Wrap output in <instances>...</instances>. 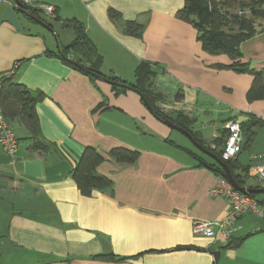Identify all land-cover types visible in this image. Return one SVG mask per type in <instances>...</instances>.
<instances>
[{"label": "crops", "instance_id": "1", "mask_svg": "<svg viewBox=\"0 0 264 264\" xmlns=\"http://www.w3.org/2000/svg\"><path fill=\"white\" fill-rule=\"evenodd\" d=\"M39 1L53 7L57 21L49 18L64 40L33 30L25 20L47 29L26 17L22 33L0 24V75L13 74L44 95L38 141L50 145L47 153L33 151L27 129L8 122L19 136L14 158L0 146V264H264L263 217H241L229 239L194 234L195 222L215 223L227 213V200L210 195L221 177L209 168L215 161L171 140L174 129L135 91L116 93L56 55L75 39L64 22L79 21L103 58L100 72L135 84L138 65H151L161 112L171 120L188 117L187 129L211 153L221 151L225 124L239 122L244 141L232 160L235 173L241 186L262 189L252 173L264 165V98L248 95L252 72L264 73V31L243 42L234 61L204 50L196 28L177 17L187 0ZM111 10L120 16L112 19ZM127 21L143 26L139 37L126 32ZM86 147L106 159L97 172L112 180V192L85 197L78 190L72 172ZM114 148L140 155L132 165L118 164L108 156ZM252 195L264 208L258 196L264 194Z\"/></svg>", "mask_w": 264, "mask_h": 264}, {"label": "trees", "instance_id": "2", "mask_svg": "<svg viewBox=\"0 0 264 264\" xmlns=\"http://www.w3.org/2000/svg\"><path fill=\"white\" fill-rule=\"evenodd\" d=\"M30 12L38 15V12L34 10ZM109 15L112 19L120 16L114 10H111ZM177 17L191 23L196 28L198 40L208 53L212 55L224 53L232 60L237 61L241 58L240 45L257 33L264 31V0H187L184 7L178 11ZM55 20L57 21V18ZM50 27L53 28V26ZM64 27L73 31L75 39L70 45L60 47L56 54L57 57L87 76L91 81L96 82L99 77L108 80L116 93L127 90L135 91L144 105L146 104L153 110V115L159 121L171 120L157 106L163 97L154 89L156 73L151 65L146 62L138 65L135 70V84H128L113 77H105L100 72L103 58L88 40L83 24L74 20L64 22ZM125 30L128 34L139 37L143 26L134 21H127ZM46 54L47 56L53 55L52 52H46ZM238 66H240L239 63L232 65L234 68ZM239 71H246V68L241 67ZM252 74L254 82L248 95L250 101L256 98H264V86L262 85L264 73L252 72ZM43 97L41 92L34 95L25 85L16 81L13 74L0 75V115L9 123L23 125L33 140L32 150L39 153H47L50 150L49 144L38 141L41 136V129L37 104ZM101 108H103L102 103L98 105L96 110ZM171 121L176 126L187 130L195 141L204 146L202 140L187 129L190 125L188 117L180 114ZM212 152L221 160V151L212 150ZM139 155L138 151L126 148H114L108 154L116 163L122 165L136 163ZM105 161L104 156L95 148L86 147L84 149L72 172V178L83 196L91 197L96 191L110 190L112 192V180L97 172V168ZM225 164L228 165L236 182L241 185L243 181L235 173L236 166L232 164V161L225 162ZM209 168L220 175L221 168L219 165L214 164ZM251 196L256 197L255 195ZM106 259L116 261L114 256Z\"/></svg>", "mask_w": 264, "mask_h": 264}, {"label": "built area", "instance_id": "3", "mask_svg": "<svg viewBox=\"0 0 264 264\" xmlns=\"http://www.w3.org/2000/svg\"><path fill=\"white\" fill-rule=\"evenodd\" d=\"M30 11L34 10L45 14L47 17L55 18L54 9L51 6L42 5L39 0H19ZM0 4L15 7L14 0H0ZM227 136L221 148L220 158L223 163L234 160L242 151L243 133L241 124L235 120L225 124ZM0 146L4 154L14 158L18 151V141L8 124L0 115ZM214 148V147H213ZM252 175L257 179L261 188L264 189V165L257 166ZM212 197H223L227 200L228 209L225 217L215 223L195 222L193 226L194 234L197 237L214 239L218 234L229 239L234 231L236 222L248 214H256L264 218V208L261 207L257 198L245 195L235 190L231 184L220 177L219 185L210 191Z\"/></svg>", "mask_w": 264, "mask_h": 264}, {"label": "water", "instance_id": "4", "mask_svg": "<svg viewBox=\"0 0 264 264\" xmlns=\"http://www.w3.org/2000/svg\"><path fill=\"white\" fill-rule=\"evenodd\" d=\"M14 1H15V7H11V6H8L5 4H0V24L8 23L16 31H18L19 33H22L23 29H22V25H21V21H20V17L22 16V17H26V18L36 22L37 24L45 27L47 30H49L51 33L54 34V31L47 24H45L38 16H36L32 12H30L29 8L24 6L19 0H14ZM98 80L104 81L106 83H110L108 80H106L104 78L99 77ZM117 85L122 86L120 84H117ZM146 107L151 113H153V110L150 107H148L147 105H146ZM162 122L165 125H167L168 127H170L171 129L179 131L180 133L185 135L199 151H201L203 154L211 157L216 162V164L219 165V167L221 168V171H220L221 177L226 179L235 190H237V191H239L245 195L264 194V189H252V188H248V187H243L240 184H238L236 182V180L234 179V176L232 175L228 165L223 163L219 159L218 156L214 155L213 153L208 151L205 147H203L202 145L197 143L195 140H193V138L190 136V134L187 131L176 126L175 124H173L168 119L163 120Z\"/></svg>", "mask_w": 264, "mask_h": 264}, {"label": "rangeland", "instance_id": "5", "mask_svg": "<svg viewBox=\"0 0 264 264\" xmlns=\"http://www.w3.org/2000/svg\"><path fill=\"white\" fill-rule=\"evenodd\" d=\"M39 17L42 19V20H44L45 22H47V23H49V24H51V25H53V27L55 28V30H57L56 31V33H55V31H54V34H57V37H55L54 36V34L53 33H51L49 30H43L42 28H37L38 26L36 25V24H33V23H31V22H27L26 20L24 21V19L22 18V21H24V23H25V25H27L26 23H28V25H29V27L31 28V27H33V30H35V31H39V32H41L43 35H47V37L49 38V39H54V41H59V38H60V36H61V39L62 40H64V38L66 37L65 35H66V33L65 34H63L64 32H61V31H59L58 29H56V25H55V23H54V21L52 20V19H50L49 17H47V16H45L44 14H39ZM68 32H69V30H68ZM71 32V31H70ZM69 32V33H70ZM14 134H15V136L16 137H18L19 135H18V131L17 130H14ZM171 140H174V141H176L178 144H180L181 146H184V147H187L189 150H191V151H193V152H197V153H199L200 154V152L197 150V148L192 144V142L187 138V137H185L182 133H180V132H178V131H176V130H173V135H172V137H171ZM20 142H21V140H20ZM203 157H206V156H204V155H202ZM206 159L208 160V161H210V162H214V160H212V159H210V158H208V157H206ZM214 164H215V162H214ZM259 196V198L260 199H263V197H264V195H258ZM256 218V217H255ZM255 218H253V219H255Z\"/></svg>", "mask_w": 264, "mask_h": 264}]
</instances>
